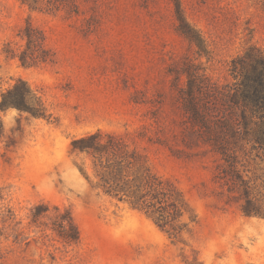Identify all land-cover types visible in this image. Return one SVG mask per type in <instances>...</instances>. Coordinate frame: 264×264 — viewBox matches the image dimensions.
<instances>
[{"label":"rangeland","instance_id":"rangeland-1","mask_svg":"<svg viewBox=\"0 0 264 264\" xmlns=\"http://www.w3.org/2000/svg\"><path fill=\"white\" fill-rule=\"evenodd\" d=\"M76 3L70 15L0 0V94L21 79L51 115L0 110V212L13 213L0 222V264H264V153L236 145L231 168L202 141L187 147L179 95L187 71L226 83L233 58L264 50V0ZM28 26L42 34L46 62L3 53L7 43L26 49ZM96 131L122 136L182 192L196 221L181 240L96 185L89 157L72 151ZM38 203L50 216L68 212L78 242L59 241L47 217L31 224Z\"/></svg>","mask_w":264,"mask_h":264},{"label":"trees","instance_id":"trees-1","mask_svg":"<svg viewBox=\"0 0 264 264\" xmlns=\"http://www.w3.org/2000/svg\"><path fill=\"white\" fill-rule=\"evenodd\" d=\"M21 3L31 9L52 11L68 7V14L78 13L76 0H21ZM25 38L27 47L19 53L9 43L5 44V57L18 58L21 64L28 66L46 62L39 56V52L44 51L42 34L28 26ZM228 72L233 81L219 83L187 71L186 86L179 95L188 123L183 143L192 147L202 141L233 168L236 154L233 147L236 145L240 148L249 145L251 149L264 153V50L252 47L233 58ZM0 96V110L13 108L33 119H49L51 116L42 99L21 79ZM14 145L10 142L6 147ZM72 151L89 157L93 174L98 179L96 185L105 194L142 212L169 238L181 240L195 223L196 216L177 186L155 173L147 155L130 148L122 136L96 131L74 140ZM79 170L88 179L87 173L82 168ZM236 175V180L232 178L236 186L240 185L249 195V181ZM55 211L50 216L47 205L35 204L30 209V223L42 225L40 220L47 217L51 219L50 226L44 225L59 241L66 245L77 243L79 232L71 215L57 208ZM245 213L250 215L257 211L250 209ZM0 215L2 224L9 225L13 220L10 209L2 210Z\"/></svg>","mask_w":264,"mask_h":264}]
</instances>
